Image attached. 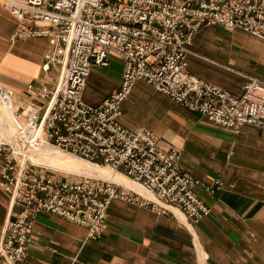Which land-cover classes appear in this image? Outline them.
<instances>
[{"label":"built area","instance_id":"built-area-1","mask_svg":"<svg viewBox=\"0 0 264 264\" xmlns=\"http://www.w3.org/2000/svg\"><path fill=\"white\" fill-rule=\"evenodd\" d=\"M3 6L16 20L12 39H47L43 70L59 67L54 86L30 82L24 98L0 83V99L20 120L29 146H52L106 166L148 196L114 181L22 162L12 145L0 143V186L12 208L22 207L0 229V264L25 261L39 212L84 225L94 238L116 199L180 219L194 235L200 264H207L195 226L211 209L194 187L214 195L222 183L209 185L184 170L182 152L163 148L147 127L127 129L123 102L144 80L236 134L246 124L264 128V81L253 77L232 93L191 74L187 61L207 25L242 29L264 41V0H3ZM111 53L124 62L121 85L90 104L84 94L92 68L108 67Z\"/></svg>","mask_w":264,"mask_h":264},{"label":"crops","instance_id":"crops-1","mask_svg":"<svg viewBox=\"0 0 264 264\" xmlns=\"http://www.w3.org/2000/svg\"><path fill=\"white\" fill-rule=\"evenodd\" d=\"M16 27L0 0V83L24 98L30 82L54 86L59 67L44 71L49 41L13 40ZM109 59L108 67L92 68L84 94L90 104L121 85L124 62L116 53ZM187 61L191 74L232 93L242 92L253 77L264 81V41L242 29L202 27ZM121 122L127 129L147 127L163 148H178L182 168L197 179L222 183L214 195L194 187L211 209L195 226L207 264H264V128L246 124L236 134L144 80L124 100ZM21 209L11 207L10 194L0 186V229ZM198 254L193 233L179 219L116 199L94 238L84 225L39 212L22 264H200Z\"/></svg>","mask_w":264,"mask_h":264},{"label":"bare ground","instance_id":"bare-ground-1","mask_svg":"<svg viewBox=\"0 0 264 264\" xmlns=\"http://www.w3.org/2000/svg\"><path fill=\"white\" fill-rule=\"evenodd\" d=\"M0 114L2 123V126L0 127L2 128V130H5V133H7V137H12L11 140L13 141V143H16L18 145H15L14 148L20 161L24 162L30 159L34 164L39 166L48 168H51L50 166H52L56 169H62L61 171L68 170L65 172L72 173L73 171V173L75 174L86 173L79 175H90L89 177H96L114 181L123 184L126 187L132 188L142 193L143 195L148 196L138 184L133 183L122 174L113 172L106 166L90 163L84 159L73 156L52 146H40L37 148L30 147L24 133L21 130L20 120L15 116L12 110L4 105L1 99ZM49 150H53L64 155L50 154V152L48 153ZM179 216L181 218L183 217L181 214H179Z\"/></svg>","mask_w":264,"mask_h":264},{"label":"rangeland","instance_id":"rangeland-1","mask_svg":"<svg viewBox=\"0 0 264 264\" xmlns=\"http://www.w3.org/2000/svg\"><path fill=\"white\" fill-rule=\"evenodd\" d=\"M0 118H1V114H0ZM0 126H2L1 119H0ZM11 138L12 137H10V136L7 137V133H5V130H2V128L0 127V143H8V144L12 145V147H15V145L18 146L16 143H13V141L11 140ZM49 152H50V154H60V155H64L62 153H59V152H56V151H53V150H49L48 153ZM50 167H51L50 170L58 171V172H61L62 174L63 173L64 174H69L70 176L73 175V174H75V173H73V171H72V173L71 172H65V171H68V170L61 171L62 169H56V168H54L52 166H50ZM103 168H105V167H103ZM79 174H86V173H78L76 175H79ZM87 176H90V175H87ZM179 221H181V220L179 219Z\"/></svg>","mask_w":264,"mask_h":264}]
</instances>
